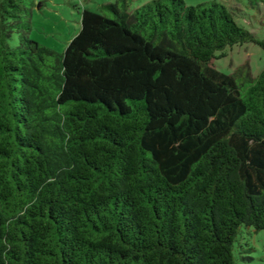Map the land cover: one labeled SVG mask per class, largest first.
I'll list each match as a JSON object with an SVG mask.
<instances>
[{
    "label": "trees",
    "instance_id": "trees-1",
    "mask_svg": "<svg viewBox=\"0 0 264 264\" xmlns=\"http://www.w3.org/2000/svg\"><path fill=\"white\" fill-rule=\"evenodd\" d=\"M133 1L58 54L0 0V264H234L264 230V69L213 64L264 40L219 1Z\"/></svg>",
    "mask_w": 264,
    "mask_h": 264
},
{
    "label": "rangeland",
    "instance_id": "rangeland-1",
    "mask_svg": "<svg viewBox=\"0 0 264 264\" xmlns=\"http://www.w3.org/2000/svg\"><path fill=\"white\" fill-rule=\"evenodd\" d=\"M150 0H134L130 9H134ZM209 1H219L235 9L238 25L264 40V7L248 8L246 0H184L185 4L197 5ZM116 0H34L30 22L29 38L39 45L61 54L71 39L80 30L81 12L86 9L112 17L101 10L105 4ZM17 44L15 33L10 41ZM223 57L213 61L216 69L230 74L238 66L247 63L253 76L264 69V51L253 44H243L227 48ZM242 247V248H241ZM234 264H264V230L256 232L253 228H241L233 250Z\"/></svg>",
    "mask_w": 264,
    "mask_h": 264
}]
</instances>
